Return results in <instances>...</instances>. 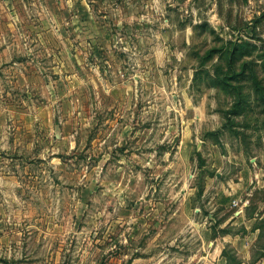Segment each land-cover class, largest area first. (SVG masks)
Instances as JSON below:
<instances>
[{
    "label": "rangeland",
    "instance_id": "obj_1",
    "mask_svg": "<svg viewBox=\"0 0 264 264\" xmlns=\"http://www.w3.org/2000/svg\"><path fill=\"white\" fill-rule=\"evenodd\" d=\"M0 58V264H211L217 246L241 264L211 239L242 227L221 226L232 210L207 201L225 153L256 157L264 173V0H0ZM87 63L135 93L104 96L92 118L118 126L104 144L41 140L40 91L13 70L74 93L62 116L89 111ZM97 127L91 139L109 133ZM260 224L245 264H264Z\"/></svg>",
    "mask_w": 264,
    "mask_h": 264
},
{
    "label": "crops",
    "instance_id": "obj_2",
    "mask_svg": "<svg viewBox=\"0 0 264 264\" xmlns=\"http://www.w3.org/2000/svg\"><path fill=\"white\" fill-rule=\"evenodd\" d=\"M0 60V66L9 62L7 59L0 58ZM12 63L19 64L20 62L12 61ZM87 67V77L85 80L88 94L86 95H89L92 102L89 105V111L87 112L82 107L80 110H66L62 116L59 109L60 101L64 104H76L78 99L74 93L71 92L65 93V95H59L58 81L51 77H47L48 80L45 79V82H43L42 78L35 72V69L18 67L13 70V72H17L16 81H21L22 85L26 88H31L32 90L34 88L40 91V95L37 97V102H33V111L36 117L35 121L37 122L36 127L39 129L41 140L44 139L42 137L46 133H49V141L50 143H55V146L59 144H70L72 147L79 141L86 143L87 141L91 142V140L94 142L98 141L99 144H104L107 142L109 134L118 126L117 120L106 118L98 125L93 123L92 118L96 113L100 112L103 104L102 98L104 96L118 98V96H121L122 92H125L126 94L129 92L130 96L133 94L135 95V93H133L131 89L122 90V88H119L121 82L118 84L113 82V84L108 85L107 79L105 78L107 69L104 63L96 65L87 63ZM1 69L3 70V73L7 72L10 76L9 73L12 72L11 70L5 68ZM92 75L99 81L98 83H94V85L91 84L90 80L92 79L94 82L96 81ZM90 76L92 78H90ZM41 91H43L44 95L41 94ZM114 101H116L115 98ZM95 126H98V129L101 127H108L109 129H107V132L109 133L100 137L97 135L94 139H91L88 133L90 132V129ZM121 127L124 132H129V124H125ZM79 131H82L81 133L89 139L87 137L82 139L77 138V133H79ZM185 135L186 134H183L182 140H179L180 144L177 146L179 150L176 151L177 154L179 153L178 157L183 161L187 159V147L185 146H187L190 141L185 138ZM58 137L62 142L57 143L59 139ZM197 142L198 141H195V143ZM231 154L232 153H225V155L219 157L221 166L217 167L216 177L218 178L221 176L223 179L220 178L217 180V185L214 187L215 190L211 192L210 199L207 203H211V206L213 207L231 209V215L221 224V226H241L243 231L240 234L228 233L226 237L223 236L211 240L213 241L212 243H215L217 240H222L223 238L226 243L235 248L236 254L244 260L249 258L250 247L258 236L259 231L255 228V224L264 217V202L253 200V196L257 193L256 191L261 190L262 186H264V173L263 171L258 172L256 157H246L243 153ZM223 164L226 166L229 165V167H234L237 171L235 174H230L227 169L222 167ZM234 199L239 200L242 203L240 211H237L238 209L235 211L231 206V201ZM251 205L253 208L249 211L248 208H250ZM247 211L249 212L248 214ZM223 243L224 242H222V244ZM211 250L212 256L217 259L216 262L211 264H225V260L222 259L223 256L221 255V249L218 246L217 248H211L209 249L208 254ZM243 260L241 264L243 263Z\"/></svg>",
    "mask_w": 264,
    "mask_h": 264
},
{
    "label": "trees",
    "instance_id": "obj_3",
    "mask_svg": "<svg viewBox=\"0 0 264 264\" xmlns=\"http://www.w3.org/2000/svg\"><path fill=\"white\" fill-rule=\"evenodd\" d=\"M230 63V62H229ZM251 78H253L254 80H255V82H256V77H254V75H252L251 74ZM257 87H258V85H257ZM256 86H255V88H257ZM258 89V88H257ZM259 91V90H258ZM261 96V95H260ZM263 100H264V97H263ZM239 102V101H238ZM261 222H264V219L263 218H261L256 224H255V228L256 229H258L259 230V234H260V232H261V227L263 226V224H260Z\"/></svg>",
    "mask_w": 264,
    "mask_h": 264
},
{
    "label": "built area",
    "instance_id": "obj_4",
    "mask_svg": "<svg viewBox=\"0 0 264 264\" xmlns=\"http://www.w3.org/2000/svg\"><path fill=\"white\" fill-rule=\"evenodd\" d=\"M234 205H236V203H233Z\"/></svg>",
    "mask_w": 264,
    "mask_h": 264
}]
</instances>
